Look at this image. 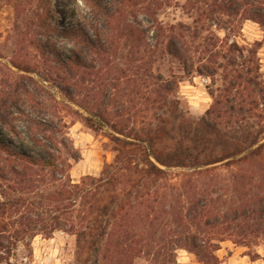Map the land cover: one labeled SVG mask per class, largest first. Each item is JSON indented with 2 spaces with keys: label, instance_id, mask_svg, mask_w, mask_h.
<instances>
[{
  "label": "rangeland",
  "instance_id": "rangeland-1",
  "mask_svg": "<svg viewBox=\"0 0 264 264\" xmlns=\"http://www.w3.org/2000/svg\"><path fill=\"white\" fill-rule=\"evenodd\" d=\"M47 1L48 13L42 9L45 0H0V106L5 104L0 107V115L18 117L9 101L14 97L21 99L23 95H3L16 81L31 88L34 85L23 80L30 77L43 89L39 96L44 98L48 113L53 111L54 104L58 109L53 124L45 121L43 124L65 125L60 127L64 133L60 139L63 144L49 145L61 170L55 179L79 184L88 177L98 178L103 167L113 163L116 157L110 136L123 138L106 126L93 131L84 119L92 118L98 108L111 114L132 109L130 106L134 104L138 110L142 107L138 104L139 97L160 84L172 85L168 99L178 101L179 112L189 122H196L211 109L222 113L229 106L224 103L226 97L233 100L250 95L258 101L257 95H262L264 100V26L254 22L258 20H246L253 15L264 23V0H97L102 7L110 5L113 16L106 31L104 28L101 31L98 25L103 51L98 55L84 52L87 57L84 61L90 68L80 69L66 82L73 88L72 97L61 92L64 85L49 69L57 63L56 54L69 56L71 52L83 51L85 39L50 35L39 27L37 19L47 15L53 27L80 29L95 38L91 28L92 0ZM230 3L234 11L227 10ZM223 5L225 9L220 10L218 7ZM128 25L143 35L139 44L135 45L128 37ZM179 25L189 29L185 35L194 32L197 35L184 39L190 57L186 67L166 52L168 36L177 33ZM37 44L55 53L46 54L45 61L39 55ZM232 44L239 54L229 52ZM246 70L250 71L246 76L251 80L250 85L242 80L233 87L229 85L235 75ZM32 113L31 118L39 121ZM255 113L260 119L248 118L245 124L252 127L251 131L264 130V107L259 104ZM8 121L16 127L18 135L0 122L1 137L24 154L46 156L42 148L30 141L20 121ZM143 121L141 124L139 119L129 126L139 128L149 123V119ZM263 142L264 132L252 149ZM134 156L136 161L142 159L139 152ZM230 160L197 168L158 166L164 171V177L148 183L145 189L148 196L136 202L128 217L121 221L119 246L106 253V259L99 258L97 264H179L185 257L201 264L193 254L178 249L168 238L176 212L203 193L213 199L220 198L219 207L238 194L247 195L246 199L264 194V148L262 156L238 165L226 166ZM151 162L154 163L152 159ZM46 174L52 177L50 171ZM7 184L0 179L1 189ZM37 233L33 238L15 237L16 240L4 241L0 257L5 260L0 264H83L84 254L76 249L74 234L65 229L51 234ZM239 242L227 233L213 234L203 264H219V256L223 257L224 252L218 250L226 251L231 246L241 248L250 260H255V255L264 260L263 237L248 238L244 245ZM138 248H142V253L137 254Z\"/></svg>",
  "mask_w": 264,
  "mask_h": 264
},
{
  "label": "trees",
  "instance_id": "trees-1",
  "mask_svg": "<svg viewBox=\"0 0 264 264\" xmlns=\"http://www.w3.org/2000/svg\"><path fill=\"white\" fill-rule=\"evenodd\" d=\"M90 3L93 13L91 28L95 38L87 32L82 33L80 29L53 27L48 23L47 15L37 19L39 27L50 35L67 39L78 36L85 39L83 51L77 54L71 52L69 56L56 54L57 63L49 69L64 85L61 92L67 97H72L74 91L66 82L72 80L80 69L90 68L84 61L87 58L84 52L98 55L103 51L98 25L101 31L103 28L106 31L113 16L110 5L102 7L97 0ZM218 8L225 9L224 5ZM231 8L234 7L230 3L227 10ZM42 9L47 13L50 11L47 0ZM246 20H258L254 22L264 26L259 17L252 15ZM188 31L189 29L179 25L177 33H171L166 41L167 54L180 61L184 67L190 59L184 39L197 36L195 32L185 35ZM127 32L135 45L143 40V35L129 25ZM36 48L45 61L48 60L46 54L54 52L38 44ZM232 51L240 53L234 44L229 47V52ZM249 74V70L238 73L229 85L233 87L239 80L250 85L251 80L246 79ZM23 80L34 86L30 88L23 82L16 81L3 93L23 95L21 99L14 97L9 101L10 108L17 111L18 117L10 115L5 118L0 115V122L12 134L18 135L16 127L8 119L20 121L30 141L42 148L46 156L24 154L0 136V179L8 183L5 189L0 188L1 249L4 248V241L16 240L15 237L22 240L26 236L33 238L37 232L51 234L55 230L65 229L75 235L76 249L84 254L83 264L91 261L97 264L99 258L106 259V253L119 246L118 235L123 228L121 221L128 217L136 202L148 196L145 192L148 183L164 177L165 173L159 167L197 168L232 158L225 164L231 166L262 156L264 142L253 149L252 147L257 144L259 135L264 130L251 131L252 127L244 122L248 118L260 119L255 110L259 104L264 107L262 95H257L260 103L250 95L238 99L233 97V100L226 97L224 103L229 106L222 113L211 109L196 122H189L179 112L178 101L168 99L167 93L171 92L172 85L159 83V86L149 89L139 97L141 103L138 104L142 107L138 110H135L134 104L130 106L132 109L113 111L111 114L98 108L91 115L93 119H84L93 131H99L106 126L123 139L110 136L109 140L115 145L116 157L113 163L103 167L98 178L88 177L79 184L63 182L62 179L54 177L61 170L49 145L55 147L56 142L63 144L60 139L64 133L60 127L65 128V125L43 124L44 121L53 124L57 106L54 104L53 111L48 113L44 98L39 96L44 92L43 89L30 77ZM132 83L138 94L136 82ZM260 93L261 90H258V94ZM5 101L8 102V99ZM244 103L246 107H243ZM4 106L2 103L0 107ZM30 111L39 121L31 118ZM158 111H161L159 116ZM139 119L141 124L145 119H149V123L139 128L129 126ZM135 152H139L142 159L136 161ZM49 171L52 177L46 174ZM246 196L238 194L219 207L217 203L221 201L220 198L213 199L210 194L203 193L173 214L174 227L168 229V238H171V243L178 249L193 254L201 264L204 263L206 247L210 245L213 234L227 233L229 237L238 238L243 245L248 238H264V194L248 199ZM138 205L142 203L139 202ZM143 247H147V244ZM136 251L137 254L142 253V248ZM30 254L31 251L29 256ZM253 259H259L258 255ZM3 260L5 259L0 257V263Z\"/></svg>",
  "mask_w": 264,
  "mask_h": 264
},
{
  "label": "crops",
  "instance_id": "crops-1",
  "mask_svg": "<svg viewBox=\"0 0 264 264\" xmlns=\"http://www.w3.org/2000/svg\"><path fill=\"white\" fill-rule=\"evenodd\" d=\"M224 252V256H219V264H264L262 258L250 260L241 250V248L231 246L226 251L224 249L218 250V252ZM179 264H197L190 260L188 257L179 261Z\"/></svg>",
  "mask_w": 264,
  "mask_h": 264
}]
</instances>
